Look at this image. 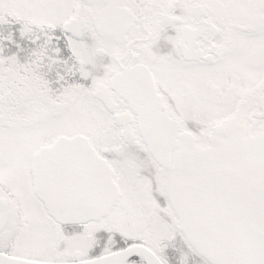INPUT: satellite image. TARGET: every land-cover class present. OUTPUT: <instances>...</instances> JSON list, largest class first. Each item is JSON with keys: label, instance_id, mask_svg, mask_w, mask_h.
Here are the masks:
<instances>
[{"label": "snow or ice", "instance_id": "obj_1", "mask_svg": "<svg viewBox=\"0 0 264 264\" xmlns=\"http://www.w3.org/2000/svg\"><path fill=\"white\" fill-rule=\"evenodd\" d=\"M0 264H264V0H0Z\"/></svg>", "mask_w": 264, "mask_h": 264}]
</instances>
